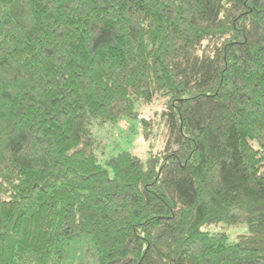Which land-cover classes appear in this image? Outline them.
Wrapping results in <instances>:
<instances>
[{"label": "trees", "instance_id": "1", "mask_svg": "<svg viewBox=\"0 0 264 264\" xmlns=\"http://www.w3.org/2000/svg\"><path fill=\"white\" fill-rule=\"evenodd\" d=\"M156 99L163 149L99 158ZM82 234L97 264H264V0H0V264Z\"/></svg>", "mask_w": 264, "mask_h": 264}, {"label": "rangeland", "instance_id": "2", "mask_svg": "<svg viewBox=\"0 0 264 264\" xmlns=\"http://www.w3.org/2000/svg\"><path fill=\"white\" fill-rule=\"evenodd\" d=\"M164 108V100L156 99L150 104H140L138 115L148 122H154L151 133L145 134L144 128L134 119L120 120L114 125L96 127L93 131L97 144L96 154L105 158L118 150L126 149L145 160L150 154L160 152L165 144L167 133L159 122L158 114ZM148 127V126H147ZM229 240L246 233V226L241 224L226 229ZM69 257L66 264H97V255L91 238L82 234L67 245Z\"/></svg>", "mask_w": 264, "mask_h": 264}]
</instances>
